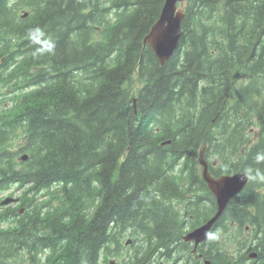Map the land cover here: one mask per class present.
Wrapping results in <instances>:
<instances>
[{
	"label": "trees",
	"instance_id": "obj_1",
	"mask_svg": "<svg viewBox=\"0 0 264 264\" xmlns=\"http://www.w3.org/2000/svg\"><path fill=\"white\" fill-rule=\"evenodd\" d=\"M163 2L0 0V194L19 198L0 264H107L127 238L126 263L157 256L178 212L216 211L200 151L249 178L202 253L264 264V0H184L160 64L144 37Z\"/></svg>",
	"mask_w": 264,
	"mask_h": 264
},
{
	"label": "water",
	"instance_id": "obj_2",
	"mask_svg": "<svg viewBox=\"0 0 264 264\" xmlns=\"http://www.w3.org/2000/svg\"><path fill=\"white\" fill-rule=\"evenodd\" d=\"M183 1L164 0L157 20L144 37V43L151 47L160 64H163L172 55L178 45L181 35L180 24L183 18V11L178 7V4ZM20 158L25 160L26 154H23ZM199 163L202 165V178L214 195L216 211L203 224L183 236L185 240H193L195 245L206 238L213 223L220 217L228 202L244 188L248 181V175L244 172L221 174L214 177L208 170L207 162L202 158V152L199 155ZM15 200L11 197L5 198L1 201V204H7ZM249 256L255 257L256 253L252 252ZM108 264L117 263L110 260ZM204 264H212V262L205 259Z\"/></svg>",
	"mask_w": 264,
	"mask_h": 264
},
{
	"label": "flooded vegetation",
	"instance_id": "obj_3",
	"mask_svg": "<svg viewBox=\"0 0 264 264\" xmlns=\"http://www.w3.org/2000/svg\"><path fill=\"white\" fill-rule=\"evenodd\" d=\"M15 193H11V190L5 193V196H14L16 202H10L12 204H1L0 203V209H6L7 206H17L19 203V198L14 195ZM2 195V194H0ZM4 195V194H3ZM5 196H2L1 199ZM0 199V200H1ZM176 201V200H175ZM181 207L179 208V210ZM179 214V222L180 226L184 227V229L191 230L195 228L197 225L195 223H190L189 219L192 217L191 214H188L186 212H178ZM183 235V234H182ZM207 240L205 238L201 242H199L197 245H195L193 240H185L184 238H177L173 239L170 241V246L165 247L161 246L159 249V253L157 256L156 254L152 255L149 260H146V262L142 264H203V261L207 259V257L204 256L202 253L203 250L205 249L204 242ZM133 254H134V249L133 246L130 247L129 249V256L131 257V260H133ZM157 257V258H156ZM117 264H128L124 263L119 259H116ZM131 263V262H130Z\"/></svg>",
	"mask_w": 264,
	"mask_h": 264
},
{
	"label": "rangeland",
	"instance_id": "obj_4",
	"mask_svg": "<svg viewBox=\"0 0 264 264\" xmlns=\"http://www.w3.org/2000/svg\"><path fill=\"white\" fill-rule=\"evenodd\" d=\"M3 193H5V192H3ZM2 193V194H3ZM18 194H19V191H18ZM14 195H16V194H14ZM3 196H5V194L3 195ZM3 210H5V209H0V211H3ZM7 225V224H6ZM246 232H248L247 230H246ZM128 236H125L124 237V239H126ZM126 246H128V245H126ZM130 247H132L131 245H129V248H127L126 250L125 249H123L122 250V252H121V255H117L116 256V258L117 259H119V260H121L122 262H124V263H126V261L124 260V258L127 260V261H129V262H131L130 260H131V257L129 256V249H130ZM44 255V254H43ZM124 257H123V256ZM42 257V259L44 260V256H41ZM128 263V262H127ZM12 264H21L20 263V261L18 260L17 262L15 261V262H13ZM25 264V263H24Z\"/></svg>",
	"mask_w": 264,
	"mask_h": 264
}]
</instances>
